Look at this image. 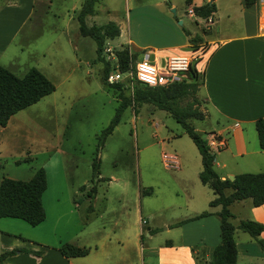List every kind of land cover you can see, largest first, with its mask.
<instances>
[{
    "label": "rangeland",
    "instance_id": "374dc122",
    "mask_svg": "<svg viewBox=\"0 0 264 264\" xmlns=\"http://www.w3.org/2000/svg\"><path fill=\"white\" fill-rule=\"evenodd\" d=\"M8 1L12 4L21 0H0V4ZM209 1L193 0L197 4ZM240 1H215L217 10L208 28L206 21L189 15L187 11L192 6L187 0H100L95 4V14L88 16L86 23L102 25L112 21L119 25L120 35L107 39L101 52L113 71L112 54L128 46L129 32L137 42L151 46L161 45L179 33L187 38L184 30L207 40L213 39L219 33L236 30L242 21ZM82 2L37 0L29 15H25L24 8L0 13L8 15L13 23L19 15L27 16L16 40H22L23 50L18 52L21 55L16 59H2L7 69L22 76L37 60L46 66V62L53 59L58 66L51 78L55 90L11 116L5 128L0 127V180L2 177L27 179L35 168L44 166L48 178L45 210L50 219L54 215L53 202L58 196L59 212H64L58 231L64 242L76 245L77 241L99 242L102 239L109 243L105 251L114 255L120 253L116 238H122L126 230L128 237L131 231L136 234L133 240L139 248L164 242L169 235L165 231L168 223L185 218L194 208H206L208 203L204 196L213 199L214 194L198 178L202 165L193 140L170 114L151 104L143 103L135 108L128 105L98 149L100 134L114 116L119 100L101 83L102 63L95 41L78 33L76 12ZM245 3L243 0L242 7ZM259 5L249 3L248 14H255ZM11 27L12 23L5 34ZM18 46L12 43L7 51ZM208 46L203 47L206 50ZM40 50L46 52L45 58L37 55ZM188 73L182 79L191 81ZM123 87L125 94L130 95L131 83L125 81ZM197 97L205 118L192 120V125L206 136L212 127L216 130L221 127L216 120L222 124L225 119L213 109H209L207 118L199 91ZM222 136L232 146V131L226 129ZM245 137L248 144L257 143L254 130L246 129ZM214 152L215 159L219 158L220 162L224 156L229 157L228 152L221 149ZM96 153L100 159L101 178L95 184L96 198L73 208L69 206L72 198L67 197L74 192L86 193L91 188V163ZM163 155L174 157L176 163H169L170 159H164ZM246 158L243 156L229 166L237 170L258 168L247 165ZM214 170L217 174L225 172V168L216 165ZM149 189L151 193L143 194ZM189 194L192 197L189 198ZM21 223L30 227L25 221ZM148 232L151 237L146 236ZM170 233L175 238L179 232L172 229ZM133 255L135 259L138 255L139 262L141 257L147 260L146 249ZM83 259L84 262L90 258Z\"/></svg>",
    "mask_w": 264,
    "mask_h": 264
},
{
    "label": "crops",
    "instance_id": "0c3cea01",
    "mask_svg": "<svg viewBox=\"0 0 264 264\" xmlns=\"http://www.w3.org/2000/svg\"><path fill=\"white\" fill-rule=\"evenodd\" d=\"M50 1L47 0V2ZM189 1L188 5L190 6L200 5L194 3L193 0ZM215 1L217 2V0ZM249 1L251 5H255L256 2L260 4L259 8H257L255 14H248V5L245 3V7H242L243 0L240 1V4H242L240 5L242 21L233 33H219L209 40L202 37V43L196 46L189 44L188 36L186 38L181 33L177 37L168 38L161 45L154 46L146 42H137L130 32L128 33V36L130 35L129 39L126 40L131 51L146 54L147 58L159 67L164 65L168 55L201 54L202 50L199 49L209 44L205 50L206 53L202 55L196 67L199 69L202 77L199 92L206 107L204 109L207 112L206 117L210 116L209 109H213L218 112L220 117L225 119V123H222L223 125L216 120L217 125H221V127L219 126L220 128L217 130L215 127H212L206 134L214 150L218 148L222 152H228L229 154V157L227 155L224 156L221 162L217 157L214 160V165L225 168V172L218 173L221 179L229 175L235 176L238 173L264 170V151L259 147L258 139L256 144L253 141L248 144L245 137L246 129H250L254 130L257 138L255 121L258 118H264V28H262L264 25V4L260 0ZM20 2L11 4L8 1L0 4V13L11 9L19 10L24 8V11H26L25 15H29L31 11H34L37 0H21ZM250 7L253 9V6ZM215 13L216 11L209 19H202L206 21L207 28L213 22ZM25 18L19 15L13 23V19L9 20L8 15H0V64L2 66L5 65L2 63V59L10 61L21 55L18 52H22L23 44L21 43L23 42L22 40H16L17 35L20 33L19 29L25 22ZM10 23H12V29L9 33L5 34L4 31L7 30ZM12 43L14 45L19 44L18 48L7 51ZM195 47L199 48L194 50ZM37 55L45 58L46 52L40 50ZM53 62V59L48 60L46 62L47 65L43 66L37 60L30 67H36L51 80L52 76L55 75V67H58ZM0 127L5 128L6 125ZM226 129L232 131V146H229L222 136V133ZM213 136H216V138H213ZM243 156L247 157V165L252 167L258 166V168L255 170H237L229 166L230 163L236 162L238 159L243 158ZM174 160L176 159L174 158ZM42 168L45 170L48 184L47 171L44 166ZM99 179L101 178L98 177V181ZM45 191L42 194L44 210L46 209L44 204ZM85 192L70 194L67 197L72 198L69 206L77 208L83 202H90L91 199L96 198V193L90 196L87 191ZM190 197L192 195L189 194ZM204 199L208 203L206 208H203V206L194 208L191 214L185 218L167 224L165 231L169 235L164 242L154 245L148 244L146 248L141 246V249L139 248V244L133 240L136 234H132L131 231V237H128L129 231L126 230L122 233L124 236L122 238L117 236L115 241L120 253L110 255L105 251L109 243L102 241V239L99 242L87 240L75 242L77 246L89 248L87 255L66 258L57 249L62 243H65V240L60 236L61 232L58 231L64 212H59L61 207L59 206V198L57 196L52 207L54 215L48 219L45 210V218L38 225H29L30 227H27L21 223L23 221L20 219L0 218V253L22 248L41 252L40 256L28 251L16 252V254L5 258L2 264H209L213 248L220 241L218 217L220 206H209L211 198L204 196ZM89 208H91L90 204ZM229 210L233 214L231 221L235 226L234 239L237 249V263L264 264V247H261L258 241L247 232L237 227L240 220L246 219L264 224V203L259 206H253L249 199H243L232 202L229 205ZM203 211H207L209 214L175 225V223L195 217ZM172 229H177L179 232L175 238H172L174 234L170 233ZM146 236L151 237V234L148 232ZM259 238L264 240V231L260 233ZM145 249L147 260L141 257L139 262L138 255L135 259V255L133 254H138L139 251L143 253ZM87 257L90 258L89 261L83 262L82 260H85L83 258Z\"/></svg>",
    "mask_w": 264,
    "mask_h": 264
},
{
    "label": "trees",
    "instance_id": "16d2710c",
    "mask_svg": "<svg viewBox=\"0 0 264 264\" xmlns=\"http://www.w3.org/2000/svg\"><path fill=\"white\" fill-rule=\"evenodd\" d=\"M99 1L83 0L76 12L78 33L84 37H91L95 41L96 52L102 63L101 83L107 89H111L119 100L114 116L100 134L98 149L103 146L106 137L112 133L115 126L119 123L121 114L128 105H133L135 108L137 105L148 103L170 114L188 133L200 154L202 168L198 178L214 194V198L209 201V206H220L218 212L220 241L213 248L209 264H238L234 239L235 226L231 221L233 214L229 210V205L234 201L243 199H249L253 206L263 204L264 170L238 173L233 180L227 177L221 179L216 173L214 170L215 152L207 137L202 135L192 125V120L201 121L205 118V114L199 108L201 100L197 97V93L202 80L196 69H191L190 74L188 73L192 78L191 81L182 79L164 86L155 87L144 85L139 81H132L130 95H126L124 92V82L108 83L107 77L112 71V67L110 62L105 61L101 56V52L105 41L119 36L120 29L112 21L102 25H88L86 23V18L95 14V4ZM214 1L210 0L200 5H193L194 15L201 19L211 18L216 11ZM245 2L247 5L250 3L249 0H245ZM189 3L190 1L187 0V4ZM184 33L188 36L189 44L196 46L202 43L200 35H191L187 30H184ZM202 51L205 52V49L202 48ZM141 53L130 51L129 46L116 50L117 70H128L129 63H134ZM113 70H115L114 66ZM54 90L53 82L36 67H30L22 76H18L0 64V126H5L11 116L38 102ZM255 130L259 147L264 151V118H258L255 121ZM97 153L91 163L92 176L90 182L92 186L87 191L90 196L96 193L95 184L98 182L100 174V159ZM46 186V173L42 167L37 168L29 179L2 177L0 180V218H17L31 226L41 223L45 218L42 194ZM149 191L150 189L145 190L144 192L146 193L143 194L151 193ZM208 214L209 212L203 211L195 217L179 221L175 225ZM237 227L247 232L258 241L261 247H264V240L259 238L260 233L264 231L263 223L246 219L240 220ZM57 249L66 258L82 257L89 253V248L68 242L62 243ZM23 251L32 252L38 256L41 255V252L28 249H11L0 253V264L8 256Z\"/></svg>",
    "mask_w": 264,
    "mask_h": 264
},
{
    "label": "built area",
    "instance_id": "2783aa9c",
    "mask_svg": "<svg viewBox=\"0 0 264 264\" xmlns=\"http://www.w3.org/2000/svg\"><path fill=\"white\" fill-rule=\"evenodd\" d=\"M260 2L264 4V0H260ZM187 12L189 15L194 14L192 8H189ZM262 28H264V25ZM202 52L201 54L168 56L162 67L157 66L147 58L146 54L141 53L134 63H129V69L126 71L117 70V58L114 52L112 55L113 59H115V64L113 65L115 70L109 73L107 81L111 84L125 81H129L132 84V81H139L150 87L164 86L174 81H180L191 69H196L199 74L200 71L196 64L201 60L202 55L206 53ZM163 158L170 159L169 163H176V160L171 156L163 155ZM142 222L144 223V221Z\"/></svg>",
    "mask_w": 264,
    "mask_h": 264
},
{
    "label": "water",
    "instance_id": "95a60500",
    "mask_svg": "<svg viewBox=\"0 0 264 264\" xmlns=\"http://www.w3.org/2000/svg\"><path fill=\"white\" fill-rule=\"evenodd\" d=\"M172 12H175V9H172ZM179 24H182V21H178ZM228 178L230 180H233L234 179V175H229Z\"/></svg>",
    "mask_w": 264,
    "mask_h": 264
}]
</instances>
